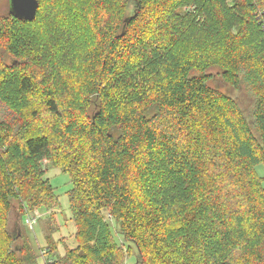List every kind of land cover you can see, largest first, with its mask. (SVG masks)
<instances>
[{
  "label": "trees",
  "instance_id": "obj_1",
  "mask_svg": "<svg viewBox=\"0 0 264 264\" xmlns=\"http://www.w3.org/2000/svg\"><path fill=\"white\" fill-rule=\"evenodd\" d=\"M38 1L33 21L0 17V264L48 257L5 229L15 203L59 208L45 161L70 177L77 231L54 264H123L119 238L138 264H264V0ZM33 97L50 131L26 119Z\"/></svg>",
  "mask_w": 264,
  "mask_h": 264
},
{
  "label": "rangeland",
  "instance_id": "obj_2",
  "mask_svg": "<svg viewBox=\"0 0 264 264\" xmlns=\"http://www.w3.org/2000/svg\"><path fill=\"white\" fill-rule=\"evenodd\" d=\"M10 10V0H0V17L8 16L10 14ZM4 48L5 45L1 44V57ZM80 55L81 52L79 54L77 53V55L75 56V76L79 74V71L83 67V64L78 61ZM20 67L23 66L21 65ZM217 72L218 70L216 69H213L211 71L213 80L210 82V84L222 90H227L228 88L218 76ZM43 81L45 82V84H50L51 82L50 78H43ZM73 81H75V79H73ZM71 93H73V89L69 92L68 95H66V97ZM230 93L240 103V106L246 112V116L251 120V111L253 108L252 98L246 93L244 89L238 91L231 90ZM69 98L75 99V94H71ZM43 107L44 104L37 97H33L31 101H25L23 112L25 113L26 119L31 122L32 125L30 124V126L33 130L39 128V130L50 131L51 125L55 123V119L53 118V121L52 116L49 115L48 112H44ZM9 117V110L0 102V120H7ZM43 168L46 171L45 179L48 180L55 189V193L59 201V208L53 207L47 211H41L38 208L26 207L23 211H21L18 204L15 203L13 211L11 212L5 225V229H7L8 232L14 235L20 232H22V234L24 235L23 238H20L13 243L14 247L16 245L22 246L25 244H32V246L35 248V251L37 252L38 257L41 255V251L42 254L45 255L46 251L48 250V257H45L44 260L43 258H39V264H54L53 258L55 255L58 254L59 256L63 257L67 252L66 250L75 249L78 246V243L76 241L77 231L76 226L72 221L68 196V192L70 191L72 184L68 174H65L60 168L54 167L48 161H45ZM256 172L261 178L264 179V165L257 166ZM33 217L39 218L37 219V223H35L33 226H28L26 224V220ZM23 219H25V222L23 221ZM51 229H53L55 232L53 233V247L49 248V246L47 245V237L52 234ZM118 240L120 246L124 250V254L126 253L123 264H138V252L135 247L129 246L130 248H127L121 238H119Z\"/></svg>",
  "mask_w": 264,
  "mask_h": 264
},
{
  "label": "water",
  "instance_id": "obj_3",
  "mask_svg": "<svg viewBox=\"0 0 264 264\" xmlns=\"http://www.w3.org/2000/svg\"><path fill=\"white\" fill-rule=\"evenodd\" d=\"M39 6L38 0H10V15L22 21H33Z\"/></svg>",
  "mask_w": 264,
  "mask_h": 264
},
{
  "label": "built area",
  "instance_id": "obj_4",
  "mask_svg": "<svg viewBox=\"0 0 264 264\" xmlns=\"http://www.w3.org/2000/svg\"><path fill=\"white\" fill-rule=\"evenodd\" d=\"M257 20H258V24H259L260 28L264 32V8L261 9V10L259 9V11L257 13ZM40 216H39V218H40ZM39 218L38 217H33L31 219H27L26 220V224L28 226H33L35 223H37V219H39Z\"/></svg>",
  "mask_w": 264,
  "mask_h": 264
}]
</instances>
